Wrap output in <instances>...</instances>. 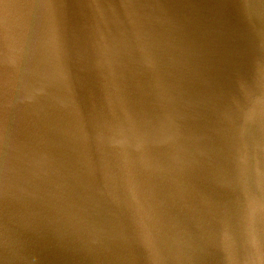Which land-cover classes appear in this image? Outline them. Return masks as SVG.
Here are the masks:
<instances>
[{
  "label": "water",
  "instance_id": "water-1",
  "mask_svg": "<svg viewBox=\"0 0 264 264\" xmlns=\"http://www.w3.org/2000/svg\"><path fill=\"white\" fill-rule=\"evenodd\" d=\"M0 264H264V0H0Z\"/></svg>",
  "mask_w": 264,
  "mask_h": 264
}]
</instances>
